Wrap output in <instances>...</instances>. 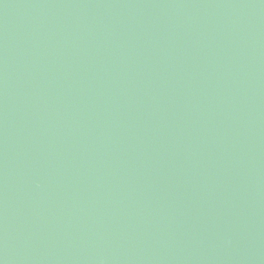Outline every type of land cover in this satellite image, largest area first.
Masks as SVG:
<instances>
[{
	"label": "water",
	"instance_id": "1",
	"mask_svg": "<svg viewBox=\"0 0 264 264\" xmlns=\"http://www.w3.org/2000/svg\"><path fill=\"white\" fill-rule=\"evenodd\" d=\"M0 264H264V0H0Z\"/></svg>",
	"mask_w": 264,
	"mask_h": 264
}]
</instances>
